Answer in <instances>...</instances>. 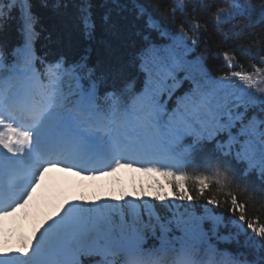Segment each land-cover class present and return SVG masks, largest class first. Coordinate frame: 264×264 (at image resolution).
<instances>
[{"label":"trees","instance_id":"trees-1","mask_svg":"<svg viewBox=\"0 0 264 264\" xmlns=\"http://www.w3.org/2000/svg\"><path fill=\"white\" fill-rule=\"evenodd\" d=\"M0 52L43 77L54 65L72 104L77 74L137 108L151 92L183 132L162 155L170 168L123 166L95 186L94 203L68 190L31 238L0 239L4 264L110 259L85 244L126 242L123 233L136 258L159 264L180 245L185 264H264V0H0ZM64 234L66 260L53 252Z\"/></svg>","mask_w":264,"mask_h":264},{"label":"rangeland","instance_id":"rangeland-1","mask_svg":"<svg viewBox=\"0 0 264 264\" xmlns=\"http://www.w3.org/2000/svg\"><path fill=\"white\" fill-rule=\"evenodd\" d=\"M220 19H223V17H218V20ZM18 97L19 96L16 97V100ZM8 100L11 101L10 98H8ZM60 105L61 104H54L53 106H50L49 110L44 113L42 119L36 125L30 127L27 131H23L16 126H13L0 106V126H2L7 133L9 132L19 137V149H25V152H27V158L30 157V160L26 162L21 161L20 166L35 168L39 174L36 177V181L30 186V189L27 192L17 193L16 183H14L13 186L14 191H16V195L14 194L13 196H16V199H18L20 204L8 211L6 216L8 218H15L18 224L24 229L26 228L30 230L31 222L34 216L44 210V205L46 203L53 201V193L56 192L58 185L61 184L60 180L63 174L71 171V169L66 168V165L60 163L56 166L44 165L42 169L45 168L47 173L41 172L42 169L40 170V165L34 167L36 163L35 156L33 155L35 150L34 146L28 142L29 137H34L37 141L46 129L52 125L58 116L56 109L60 107ZM5 145V141L0 139V148H4ZM86 179V176L80 174L77 176L75 183L80 192L90 194L91 186L88 182H86ZM14 182H16V180H14Z\"/></svg>","mask_w":264,"mask_h":264}]
</instances>
